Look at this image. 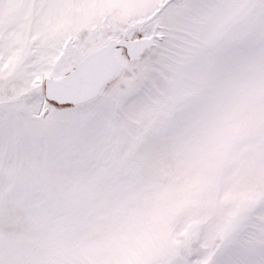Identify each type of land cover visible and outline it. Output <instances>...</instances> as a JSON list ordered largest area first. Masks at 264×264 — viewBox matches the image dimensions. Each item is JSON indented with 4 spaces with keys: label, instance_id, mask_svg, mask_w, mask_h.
Returning a JSON list of instances; mask_svg holds the SVG:
<instances>
[{
    "label": "snow or ice",
    "instance_id": "6c2138e0",
    "mask_svg": "<svg viewBox=\"0 0 264 264\" xmlns=\"http://www.w3.org/2000/svg\"><path fill=\"white\" fill-rule=\"evenodd\" d=\"M0 264H264V0H0Z\"/></svg>",
    "mask_w": 264,
    "mask_h": 264
}]
</instances>
